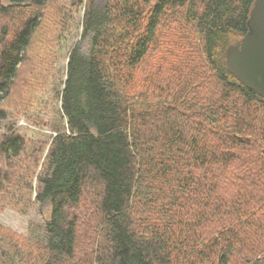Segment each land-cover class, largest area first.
Returning a JSON list of instances; mask_svg holds the SVG:
<instances>
[{
  "label": "trees",
  "instance_id": "16d2710c",
  "mask_svg": "<svg viewBox=\"0 0 264 264\" xmlns=\"http://www.w3.org/2000/svg\"><path fill=\"white\" fill-rule=\"evenodd\" d=\"M97 1L0 0V106L49 73L82 10L90 38L69 54L42 171L43 144L0 135V206L25 212L37 182L51 207L37 249H13L34 264H264V98L227 67L256 0Z\"/></svg>",
  "mask_w": 264,
  "mask_h": 264
},
{
  "label": "rangeland",
  "instance_id": "374dc122",
  "mask_svg": "<svg viewBox=\"0 0 264 264\" xmlns=\"http://www.w3.org/2000/svg\"><path fill=\"white\" fill-rule=\"evenodd\" d=\"M102 2L97 1L99 5ZM83 15L82 10L77 16L76 25L72 27L70 33L65 35L61 42L53 41L55 45L59 46L49 73L46 74L36 68L30 78H25L24 82L15 90L16 92L12 95L13 98L0 106V110L6 109L9 114L7 119L0 120V135L16 130L31 141L33 150L40 148L42 144L44 148L45 145L49 147L50 138L55 134L54 130L65 125L66 120L61 114L62 103L59 94L62 92L67 78L68 57L72 48L78 42L82 44L84 52L88 51L90 46V38L82 39V28L78 25ZM34 93L36 94L34 95ZM24 94H26L31 104L27 109H24V103H22V106H19L18 103L20 102L18 97L20 95L24 96ZM47 147L44 150L45 152L42 153L36 150L38 155L42 154L38 173L43 169ZM34 186L35 192L32 204L25 212L10 206H0V230L2 231L0 232V256L6 252V260L14 261L15 264L35 263L37 260L35 259L36 254H31L25 247L15 250L13 246L16 244L24 246L22 242L29 239L31 243L29 245L37 249L38 244L45 239L46 222L51 215L50 205L39 203L36 200L37 182ZM19 251L21 253L17 255ZM29 256H32L34 260L30 259Z\"/></svg>",
  "mask_w": 264,
  "mask_h": 264
},
{
  "label": "water",
  "instance_id": "95a60500",
  "mask_svg": "<svg viewBox=\"0 0 264 264\" xmlns=\"http://www.w3.org/2000/svg\"><path fill=\"white\" fill-rule=\"evenodd\" d=\"M247 33L227 55L230 72L247 88L264 98V0H256Z\"/></svg>",
  "mask_w": 264,
  "mask_h": 264
}]
</instances>
